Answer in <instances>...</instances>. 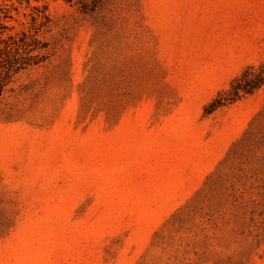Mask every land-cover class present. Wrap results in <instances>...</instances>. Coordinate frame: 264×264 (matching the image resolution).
<instances>
[{"label":"rangeland","instance_id":"1","mask_svg":"<svg viewBox=\"0 0 264 264\" xmlns=\"http://www.w3.org/2000/svg\"><path fill=\"white\" fill-rule=\"evenodd\" d=\"M10 36L0 264H264V84L210 112L264 0H0Z\"/></svg>","mask_w":264,"mask_h":264},{"label":"trees","instance_id":"2","mask_svg":"<svg viewBox=\"0 0 264 264\" xmlns=\"http://www.w3.org/2000/svg\"><path fill=\"white\" fill-rule=\"evenodd\" d=\"M70 3H77L87 11H95L103 0H66ZM37 45L40 43L34 40ZM4 46L0 48V97L4 93L11 74L29 65H35L42 61L41 54H32L35 49L26 51L29 45L27 37L17 40L10 36L9 40L4 42ZM38 48V47H36ZM24 50V53L23 51ZM264 84V64L256 68L249 66L240 75H238L231 83L229 89L224 90L220 96L211 105V111L220 106L232 103L240 99L245 94H251L258 90Z\"/></svg>","mask_w":264,"mask_h":264}]
</instances>
